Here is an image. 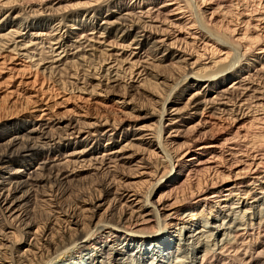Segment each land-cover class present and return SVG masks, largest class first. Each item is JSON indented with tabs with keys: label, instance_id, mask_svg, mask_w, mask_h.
Segmentation results:
<instances>
[{
	"label": "bare ground",
	"instance_id": "obj_1",
	"mask_svg": "<svg viewBox=\"0 0 264 264\" xmlns=\"http://www.w3.org/2000/svg\"><path fill=\"white\" fill-rule=\"evenodd\" d=\"M72 1L0 0V264H264V0Z\"/></svg>",
	"mask_w": 264,
	"mask_h": 264
},
{
	"label": "rangeland",
	"instance_id": "obj_2",
	"mask_svg": "<svg viewBox=\"0 0 264 264\" xmlns=\"http://www.w3.org/2000/svg\"><path fill=\"white\" fill-rule=\"evenodd\" d=\"M78 0H74V1H72V2H77ZM83 178V179H82ZM81 179H78V181L76 180V181H74V182H72L73 184H71V188L74 190V191H76V190H85L86 188H88L87 186H89L90 184H93V182L95 181V178L94 177H90L89 175L88 176H85V178L84 177H82ZM80 190V191H81ZM249 201V200H248ZM212 212H211V214L210 215H206V218L207 219H210L211 217H213L214 215H216L217 217H218V219L219 218H221L222 216L221 215H219V213H216V208H213L212 210H211ZM203 216V215H202ZM165 229L163 228V226L162 225H160V228H157L156 230H155V232H156V235H160L163 231H164ZM158 233V234H157ZM166 260V259H165ZM147 261H145L144 260V264L146 263Z\"/></svg>",
	"mask_w": 264,
	"mask_h": 264
}]
</instances>
